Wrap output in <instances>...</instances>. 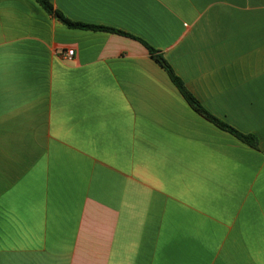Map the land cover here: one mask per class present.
I'll return each mask as SVG.
<instances>
[{
    "label": "crops",
    "instance_id": "obj_1",
    "mask_svg": "<svg viewBox=\"0 0 264 264\" xmlns=\"http://www.w3.org/2000/svg\"><path fill=\"white\" fill-rule=\"evenodd\" d=\"M50 1L116 31L0 0V264H264V0Z\"/></svg>",
    "mask_w": 264,
    "mask_h": 264
},
{
    "label": "trees",
    "instance_id": "obj_2",
    "mask_svg": "<svg viewBox=\"0 0 264 264\" xmlns=\"http://www.w3.org/2000/svg\"><path fill=\"white\" fill-rule=\"evenodd\" d=\"M41 6L51 15L57 17L60 19L62 22H64L66 25L69 27H74V28H89V29H94V28H103L106 30H112L116 31L115 29L112 28H106V27H99L95 25H90V24H84L81 22H76L68 17H66L61 11L56 9L52 2L50 0H37ZM118 32H122L118 30ZM148 45V44H147ZM149 51L151 56L168 72L171 80L173 83L176 85V87L179 89L185 100L188 102V104L201 116L221 128L222 130H225L227 132H230L234 136H236L238 139L243 141L244 143L257 148L259 145V139L256 135L251 134V133H244L235 128L234 126L230 125L220 117L214 115L211 113L207 108H205L202 103L189 91V89L185 86L183 80L174 72L173 68L171 65L166 61V59L163 57L162 54H160L154 47L148 45Z\"/></svg>",
    "mask_w": 264,
    "mask_h": 264
},
{
    "label": "built area",
    "instance_id": "obj_3",
    "mask_svg": "<svg viewBox=\"0 0 264 264\" xmlns=\"http://www.w3.org/2000/svg\"><path fill=\"white\" fill-rule=\"evenodd\" d=\"M75 55V50L70 48L68 49L67 53H66V58L69 60H72L74 58Z\"/></svg>",
    "mask_w": 264,
    "mask_h": 264
}]
</instances>
